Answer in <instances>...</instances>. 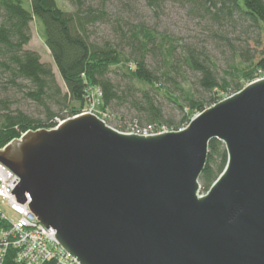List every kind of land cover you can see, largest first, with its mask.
Wrapping results in <instances>:
<instances>
[{
	"label": "water",
	"instance_id": "1",
	"mask_svg": "<svg viewBox=\"0 0 264 264\" xmlns=\"http://www.w3.org/2000/svg\"><path fill=\"white\" fill-rule=\"evenodd\" d=\"M212 139L227 160L200 194ZM0 163L79 264H264V78L177 131L125 133L82 113L23 133Z\"/></svg>",
	"mask_w": 264,
	"mask_h": 264
},
{
	"label": "trees",
	"instance_id": "2",
	"mask_svg": "<svg viewBox=\"0 0 264 264\" xmlns=\"http://www.w3.org/2000/svg\"><path fill=\"white\" fill-rule=\"evenodd\" d=\"M71 1L73 9L67 11L57 0H0V83L3 88L22 92L41 114L33 117L13 109L9 99H1L0 148L29 130L54 128L60 121L81 114L93 101L97 116L107 124L110 118L122 121L112 113L115 108L126 107L133 112L128 124L114 127L118 131L147 124L177 131L207 107L241 90V81L248 84L258 70H264V43L256 55L241 49L236 54L238 66L225 72L231 77L227 80L216 73L204 47L179 43L135 20L139 5L160 14L167 3H179L206 22L213 38L218 36L214 27L237 24L256 27L264 34V0H97L96 5L92 0ZM33 20L42 24V39L63 81L64 92L51 66L41 62L38 53L24 49ZM97 22L115 24L117 43L92 40L91 26ZM186 69L194 73L193 83L184 79ZM174 90L180 92L179 96L170 94H175ZM159 95L166 96L178 110L179 121L165 116ZM226 160L223 144L210 140L199 178L201 191L208 190ZM1 264L26 263L18 262L15 250L8 247Z\"/></svg>",
	"mask_w": 264,
	"mask_h": 264
},
{
	"label": "rangeland",
	"instance_id": "3",
	"mask_svg": "<svg viewBox=\"0 0 264 264\" xmlns=\"http://www.w3.org/2000/svg\"><path fill=\"white\" fill-rule=\"evenodd\" d=\"M57 2L64 10L70 11L73 9L71 0H57ZM92 2L93 5H96L97 0H92ZM24 6L28 8L25 4ZM137 8L138 10L135 17L136 21L144 23L158 33H165L176 38L179 40V43H188L204 47L210 54L215 65V71L219 77H225V72H232V67L238 66L240 59L236 54L241 49H245L250 54L256 55L260 50L262 43H264V34L260 29L256 27L246 28L240 24H237L236 26L229 25L220 29L214 27V31L217 32L218 36L213 38L209 34L210 31L207 29L206 22L190 14L187 8L182 7L179 3H167L160 14H154L140 5L137 6ZM114 28L115 24H113V22H97L95 25L91 26V38L99 44L104 42L115 44L117 43V38L113 30ZM42 31V24H38V22L33 20L30 23V39L24 46V49L38 53L41 62L51 66L56 81L64 92L65 88L63 81L57 72L48 49L44 45ZM194 78V73L186 69L184 72V79L193 83L192 81ZM226 79L230 80L231 77L227 75ZM180 80L181 79H179V81ZM241 83L244 84V86L246 85L244 81H241ZM2 86V83H0V100L9 99L13 109L19 108L33 117H40V109L36 104L27 99L22 92L14 89H6ZM170 91H172V88H170ZM172 92L170 94L174 96H179L180 94L178 90H174L175 94ZM223 96L226 95L223 94ZM158 100L162 105L165 116L174 122L179 121L180 114L178 113V110L173 107L172 103L166 98V96L159 95ZM114 110L116 112L112 111V113L116 117H122V121L119 122L114 118H110L108 125L113 128L122 122L128 124L131 119H133V112L126 107H119ZM94 112L96 115L99 114L96 107H94ZM205 192L206 191H201L200 187V194H204ZM0 210L8 217L12 214L5 205L0 204Z\"/></svg>",
	"mask_w": 264,
	"mask_h": 264
},
{
	"label": "built area",
	"instance_id": "4",
	"mask_svg": "<svg viewBox=\"0 0 264 264\" xmlns=\"http://www.w3.org/2000/svg\"><path fill=\"white\" fill-rule=\"evenodd\" d=\"M262 78L264 70L260 69L255 80ZM95 103L96 101L91 102L82 113L95 114ZM168 131L170 130L165 125L147 124L142 127L132 126L125 133L149 136ZM2 149L3 147L0 148ZM17 182L18 178L0 163V204L12 212L8 217L0 210V264L8 247L15 250V259L18 262L26 264H41L44 261H53L54 264H79L61 247L54 236L55 230L44 227L29 214L28 202L23 204L17 202L15 195L11 194Z\"/></svg>",
	"mask_w": 264,
	"mask_h": 264
}]
</instances>
